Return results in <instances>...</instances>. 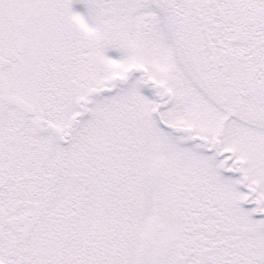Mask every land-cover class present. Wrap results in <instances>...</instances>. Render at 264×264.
I'll use <instances>...</instances> for the list:
<instances>
[{"label": "snow or ice", "instance_id": "1", "mask_svg": "<svg viewBox=\"0 0 264 264\" xmlns=\"http://www.w3.org/2000/svg\"><path fill=\"white\" fill-rule=\"evenodd\" d=\"M0 264H264V0H0Z\"/></svg>", "mask_w": 264, "mask_h": 264}]
</instances>
